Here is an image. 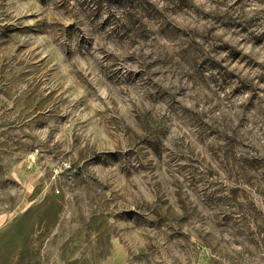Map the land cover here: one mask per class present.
I'll use <instances>...</instances> for the list:
<instances>
[{
    "label": "rangeland",
    "instance_id": "374dc122",
    "mask_svg": "<svg viewBox=\"0 0 264 264\" xmlns=\"http://www.w3.org/2000/svg\"><path fill=\"white\" fill-rule=\"evenodd\" d=\"M0 264H264V0H0Z\"/></svg>",
    "mask_w": 264,
    "mask_h": 264
}]
</instances>
